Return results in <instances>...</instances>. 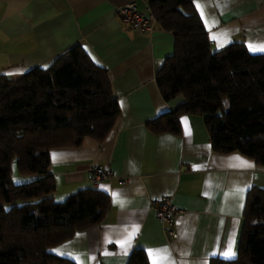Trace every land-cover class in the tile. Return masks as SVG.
I'll use <instances>...</instances> for the list:
<instances>
[{"label":"crops","instance_id":"1","mask_svg":"<svg viewBox=\"0 0 264 264\" xmlns=\"http://www.w3.org/2000/svg\"><path fill=\"white\" fill-rule=\"evenodd\" d=\"M190 1L212 52L243 43L251 54L264 53L249 48L264 45V0ZM129 2L140 11L148 6L145 0H0V75L16 80L33 68L46 69L79 45L106 70L119 107L102 141L86 137L79 147L49 150L55 202L92 188L107 194L110 203L101 223L76 231L50 251L75 264H127L137 248L149 264L231 260L237 254L247 192L253 186L264 189V167L237 152H214L202 116L181 115L179 134L146 128L148 121L185 100L178 95L165 101L155 82L173 53V33L157 23L151 32L130 30L117 14ZM94 164L111 172L97 186L89 175ZM35 178L19 174L12 163L14 184ZM162 197L180 209L171 225L160 223L151 208ZM169 227L174 237L168 235ZM229 246L234 255L226 257Z\"/></svg>","mask_w":264,"mask_h":264},{"label":"trees","instance_id":"2","mask_svg":"<svg viewBox=\"0 0 264 264\" xmlns=\"http://www.w3.org/2000/svg\"><path fill=\"white\" fill-rule=\"evenodd\" d=\"M159 25L174 37L172 55L155 76L162 98L184 103L148 121L155 134L180 133L181 115L202 116L214 152L240 153L264 167V53L243 43L212 52L190 0H145ZM119 116L107 72L73 46L48 68L16 80L0 75V264H75L50 249L102 222L109 197L82 189L62 202L52 194L49 150L102 141ZM23 176L14 184L11 165ZM127 264H149L134 249ZM210 264H264V189L246 196L236 257Z\"/></svg>","mask_w":264,"mask_h":264},{"label":"built area","instance_id":"3","mask_svg":"<svg viewBox=\"0 0 264 264\" xmlns=\"http://www.w3.org/2000/svg\"><path fill=\"white\" fill-rule=\"evenodd\" d=\"M117 14L120 20L134 32H151L156 23L149 6L146 7L145 11H140L134 2L120 6ZM89 175L93 186H97L99 183L108 181L111 178V172L99 164H94L89 168ZM151 208L156 219L162 224L171 225L180 213L179 207L168 197L152 201ZM167 232L169 236H175L173 227H169Z\"/></svg>","mask_w":264,"mask_h":264},{"label":"snow or ice","instance_id":"4","mask_svg":"<svg viewBox=\"0 0 264 264\" xmlns=\"http://www.w3.org/2000/svg\"><path fill=\"white\" fill-rule=\"evenodd\" d=\"M196 7L201 11V16H203L204 13H203V9H202L201 5L197 4ZM214 39H215V37H214ZM249 48H250V50H252V51H262V52H264V45H259V46L249 45ZM237 159H239V158H237ZM241 163H242V165L245 166V167H252V165L249 164V163L246 162V161H241ZM56 251L59 252V250H56ZM224 255H225L226 257H231L232 255H234V253H232V251H231V246H229L228 251H226V252L224 253ZM161 259H163V257H162Z\"/></svg>","mask_w":264,"mask_h":264}]
</instances>
